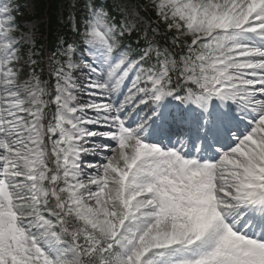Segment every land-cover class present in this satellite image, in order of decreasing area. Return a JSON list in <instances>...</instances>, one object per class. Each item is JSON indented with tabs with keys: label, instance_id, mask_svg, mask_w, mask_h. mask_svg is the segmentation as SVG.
<instances>
[{
	"label": "snow or ice",
	"instance_id": "snow-or-ice-1",
	"mask_svg": "<svg viewBox=\"0 0 264 264\" xmlns=\"http://www.w3.org/2000/svg\"><path fill=\"white\" fill-rule=\"evenodd\" d=\"M66 9L0 0V264H264V0Z\"/></svg>",
	"mask_w": 264,
	"mask_h": 264
},
{
	"label": "trees",
	"instance_id": "trees-1",
	"mask_svg": "<svg viewBox=\"0 0 264 264\" xmlns=\"http://www.w3.org/2000/svg\"><path fill=\"white\" fill-rule=\"evenodd\" d=\"M22 2L23 1H21L19 5ZM33 5L35 11L33 17L28 16L29 13L25 11L23 7H20L21 11L19 15L22 14L23 17L28 20L36 19L42 21L43 25L40 26L39 31L41 33L48 31L50 36L48 44L54 46L60 39L71 40L73 34L71 33L67 20L62 19V12L65 6L62 4L61 0H33ZM45 18L48 20V23L45 22Z\"/></svg>",
	"mask_w": 264,
	"mask_h": 264
},
{
	"label": "rangeland",
	"instance_id": "rangeland-1",
	"mask_svg": "<svg viewBox=\"0 0 264 264\" xmlns=\"http://www.w3.org/2000/svg\"><path fill=\"white\" fill-rule=\"evenodd\" d=\"M64 2H71V0H64ZM32 25H35V28L33 29V31H34V36H35V29H36V27H37V24L36 23H28L27 25H26V30L27 29H29V28H31V26ZM33 39H34V37H33ZM34 43V41L30 44V45H32ZM30 45H28V46H30Z\"/></svg>",
	"mask_w": 264,
	"mask_h": 264
}]
</instances>
